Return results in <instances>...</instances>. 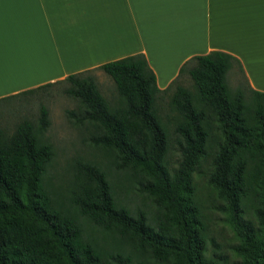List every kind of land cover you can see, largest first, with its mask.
Instances as JSON below:
<instances>
[{
  "label": "trees",
  "instance_id": "16d2710c",
  "mask_svg": "<svg viewBox=\"0 0 264 264\" xmlns=\"http://www.w3.org/2000/svg\"><path fill=\"white\" fill-rule=\"evenodd\" d=\"M233 68L244 77L238 60L225 52L196 55L160 90L138 53L8 97L64 84L63 93L77 102L66 117L87 143L110 154L117 169L138 177V190L152 200L156 215L148 220L141 211L131 214L104 172L88 163L76 165L68 206L58 203L45 182L53 150L41 138L48 120L40 106L35 124L22 120L10 134L0 129V264H218L206 256L191 179L208 155L207 184L237 241L236 264H264V93L230 89L227 73ZM93 71L111 80L114 102L100 94ZM182 72L194 94L175 85L168 100L177 116L179 152L171 168L155 101ZM86 224L99 231L100 240L86 235Z\"/></svg>",
  "mask_w": 264,
  "mask_h": 264
},
{
  "label": "crops",
  "instance_id": "0c3cea01",
  "mask_svg": "<svg viewBox=\"0 0 264 264\" xmlns=\"http://www.w3.org/2000/svg\"><path fill=\"white\" fill-rule=\"evenodd\" d=\"M210 51L264 93V0H0V100L138 53L162 90Z\"/></svg>",
  "mask_w": 264,
  "mask_h": 264
},
{
  "label": "rangeland",
  "instance_id": "374dc122",
  "mask_svg": "<svg viewBox=\"0 0 264 264\" xmlns=\"http://www.w3.org/2000/svg\"><path fill=\"white\" fill-rule=\"evenodd\" d=\"M91 74L100 94L108 102H114L117 94L111 80L100 71H93ZM227 75L230 89H235L237 85L243 88L248 87L246 79L237 72L236 68L229 71ZM175 85H180L194 94L192 82L186 72H182L168 93L158 95L155 101L158 116L167 131V151L164 160L171 168L176 167L179 161L177 137L173 133L177 116L168 105ZM64 87V84H54L32 94H21L0 101V129L5 134H10L16 124L22 120L35 124L39 107H45L48 126L41 138L50 144L53 150L52 159L45 172V182L54 199L64 207L68 206L67 198L76 176V165L88 163L98 166L104 172L112 186L114 197L131 214L141 211L148 220L154 219L156 207L150 198L138 190V177L130 171L117 169L110 154L87 143L83 138V130L75 127L66 117V111L76 110L77 102L63 93ZM211 151L213 149L209 152ZM210 162V155L202 158L191 176L195 199L198 202L205 227L206 256L218 264H236L238 258L232 249L237 241L224 221V214L218 210L222 204L221 201L207 184L211 170ZM250 202L245 203L248 210ZM84 229L89 237L97 240L102 237L98 230L88 224Z\"/></svg>",
  "mask_w": 264,
  "mask_h": 264
}]
</instances>
